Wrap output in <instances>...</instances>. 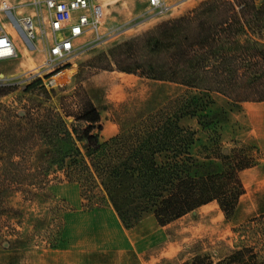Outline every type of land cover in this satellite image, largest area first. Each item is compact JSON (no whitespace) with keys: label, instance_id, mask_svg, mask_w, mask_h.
I'll use <instances>...</instances> for the list:
<instances>
[{"label":"rangeland","instance_id":"obj_1","mask_svg":"<svg viewBox=\"0 0 264 264\" xmlns=\"http://www.w3.org/2000/svg\"><path fill=\"white\" fill-rule=\"evenodd\" d=\"M7 1L18 4L16 16L35 9L33 0ZM103 1L107 21L100 32L111 31L68 62L64 73L55 77L64 82L49 88L40 76H30V70L42 61L39 45L2 16L15 37L18 53L0 61V70L15 76L13 82L0 86V264H179L189 257L195 242H200L203 252L234 245L240 237L234 227L248 224L264 232V151L250 143L251 123L241 109L242 101L231 97L191 20L195 7H207L249 100H259L264 98V0H165L170 7L160 15L149 9L148 0ZM150 30L174 54L191 59L204 95L211 101L202 112L226 114L216 125L200 126L196 116L181 119L182 125L195 131L191 151L203 153L201 146L214 141L227 151L235 145L233 140L253 144L258 150V162L240 172L244 193L229 220L212 201L165 225L146 212L136 224L124 228L99 187L86 189L74 182L53 181L57 174L63 177L54 164L45 170L53 182L39 187L47 141L37 122L39 113L63 108L74 111V90L83 87L101 114L102 128L114 122L113 108L123 100L140 102L152 82L117 70L114 64L103 68L107 65L104 54L111 61L112 48ZM163 85L170 94L187 89L173 82ZM65 119L69 125L83 124L72 116ZM114 124L113 132H99L101 140L118 131ZM78 143L84 148V143ZM11 159L19 162L17 168L10 165ZM26 174L31 176L24 179ZM14 175L22 179L11 181ZM91 203L96 206L93 210L89 209ZM241 230L248 241L261 235L253 229Z\"/></svg>","mask_w":264,"mask_h":264},{"label":"trees","instance_id":"obj_2","mask_svg":"<svg viewBox=\"0 0 264 264\" xmlns=\"http://www.w3.org/2000/svg\"><path fill=\"white\" fill-rule=\"evenodd\" d=\"M209 14L203 4L191 11L198 39L231 97L249 100L251 96ZM109 56L111 61L104 54L107 65L103 68L114 64L117 70L150 80L148 94L140 102L123 100L113 108L118 131L104 140L99 135L101 114L83 87L74 90V111L62 107V111L39 113L37 122L47 140L41 163L44 172L37 178L39 187L53 181L74 182L86 189L99 187L124 228L136 224L146 212H152L157 223L165 225L212 201L226 219H231L244 193L240 172L258 162V150L253 144L233 140L235 145L227 151L217 141L202 145L203 153L191 151L195 131L181 124L184 116H196L200 126L226 119L224 111L202 112L211 101L204 95L191 59L174 54L152 30L112 48ZM164 82L185 85L187 89L170 94ZM68 116L83 124L69 125L65 119ZM78 142L84 143V148ZM9 163L13 168L19 165L12 159ZM53 164L63 177L57 174L52 181L45 170ZM10 178L22 179L16 175ZM95 207L89 205L90 210ZM241 228L261 235L248 241L242 237ZM233 230L240 235L234 245L203 252L200 242H195L188 250L189 257L179 264H264V232L248 224ZM58 235L61 239L63 228Z\"/></svg>","mask_w":264,"mask_h":264},{"label":"built area","instance_id":"obj_3","mask_svg":"<svg viewBox=\"0 0 264 264\" xmlns=\"http://www.w3.org/2000/svg\"><path fill=\"white\" fill-rule=\"evenodd\" d=\"M33 3V12L16 16L18 4L0 0V61L10 60L18 53L15 37L2 20L4 16L12 27L22 30L25 38L39 45L42 61L30 70V76H40L43 85L49 88L64 82L55 77L64 73L68 62L111 31L100 32L107 21V5L103 0H33ZM148 4L158 15L170 7L165 0H148ZM13 77L0 70V86L13 82Z\"/></svg>","mask_w":264,"mask_h":264},{"label":"crops","instance_id":"obj_4","mask_svg":"<svg viewBox=\"0 0 264 264\" xmlns=\"http://www.w3.org/2000/svg\"><path fill=\"white\" fill-rule=\"evenodd\" d=\"M241 103H242L241 109L243 113L246 114V116L248 117L251 123V127L249 129L250 143L258 145L259 148H261V150L264 151V99L245 100L242 101ZM109 122L110 123L106 124L102 128V130L108 133L113 132L114 129L116 128L114 122L112 121ZM89 233L90 235H92V231Z\"/></svg>","mask_w":264,"mask_h":264},{"label":"bare ground","instance_id":"obj_5","mask_svg":"<svg viewBox=\"0 0 264 264\" xmlns=\"http://www.w3.org/2000/svg\"><path fill=\"white\" fill-rule=\"evenodd\" d=\"M14 30H16V29H14ZM19 34V33H18Z\"/></svg>","mask_w":264,"mask_h":264}]
</instances>
